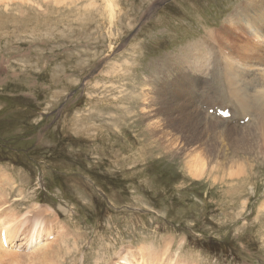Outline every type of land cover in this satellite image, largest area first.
<instances>
[{"label": "rangeland", "instance_id": "rangeland-1", "mask_svg": "<svg viewBox=\"0 0 264 264\" xmlns=\"http://www.w3.org/2000/svg\"><path fill=\"white\" fill-rule=\"evenodd\" d=\"M262 9L264 0H0V190L18 214L44 208L58 222L48 239L36 236L27 255L45 247L56 264L52 250L60 247L62 264H124L132 256L134 264H152L142 252L155 249L173 253L166 264H264V134L240 130L250 152L238 161L252 169L240 181L212 174L218 164L208 132L186 142L206 158L192 165L194 176L184 170L185 142L136 163L129 156L140 147L139 128H125L130 146L109 154L105 126L108 106L132 101L120 91L167 86L172 60L205 34L220 33L217 43L233 54L228 29L254 35L250 22ZM188 66L174 68L171 80ZM189 74H200L201 83V70ZM142 104L135 109L148 124L151 106L146 113ZM207 104L211 117L253 122V113L233 117L222 96ZM228 107L230 119L217 114ZM158 139L147 133L145 148L161 146ZM41 239L47 245L36 244Z\"/></svg>", "mask_w": 264, "mask_h": 264}, {"label": "bare ground", "instance_id": "bare-ground-1", "mask_svg": "<svg viewBox=\"0 0 264 264\" xmlns=\"http://www.w3.org/2000/svg\"><path fill=\"white\" fill-rule=\"evenodd\" d=\"M258 12L259 15L250 22L255 33L254 35H251L243 29H240L239 31L241 33L237 34V32L230 27L231 24H229L230 29H228V35H234L232 42L233 44L236 43L235 51H232L233 54H230V50L225 45L217 43V35L220 33L212 32L205 34L203 39L188 44L185 47V51L179 57L172 60L174 62L173 68L171 67V69L166 71L163 77V81L168 82L167 86L164 88L152 86L144 90V88L139 85L140 93L130 92L128 89L120 91L119 94L126 93L131 95L132 99L130 100L132 101H128V105L123 108L107 107V111L110 113H108V121L105 126L109 141V154L115 150H117V152L118 150H125L130 146V144L123 139L125 128H129L130 126L139 128L135 138L136 141L140 143V147L132 151L129 156V161H135L136 163L147 161V159L152 157L153 154L164 146L165 153H169L174 145H179L181 142L186 143L194 139L199 142L202 140V136L208 132V134L211 135L210 148L208 149L211 153L209 154L212 155V160L217 159L215 161L218 164L217 167L212 168V174L222 173L225 175V173H228L225 176L223 175L224 177L222 180H224L226 176L232 180L240 178V181L246 178L249 173L248 170L252 172L251 166H247L244 163V157L241 156V151L248 150L246 148L247 145L244 144L247 135L243 137L239 132L240 130H246L250 134H253V132L264 134V59L261 57L263 54L262 50H259V46L262 44L261 38L264 37V33H262L264 32V11L262 9ZM221 31L223 34L227 30ZM241 34L245 35L246 40L242 39ZM251 40H253V42H251ZM228 45L229 43H227V46ZM181 63L189 64V66L171 80V71L174 68H178V65ZM193 69L197 71L201 70L203 73L201 83H199L200 74H189ZM213 77H215V85L212 81ZM133 81L134 80L131 82ZM216 82L219 83V85H216ZM214 86L216 87L215 89ZM218 96L224 97L226 104L233 107L232 112H234V115L231 113L233 117H245L247 114L250 115L253 113L254 118L251 120L253 122L244 126H234L231 120H220L217 117H211L212 115L210 114L212 113L207 109L204 111L203 108L207 107V102L211 107L218 104ZM139 101L143 103L142 111L146 113L149 112V105L151 106V108H149L150 112L147 113L148 122L146 123L148 124H145L143 121V115L136 112V103ZM121 102L124 101L122 100ZM115 109L118 110L114 111ZM134 115L140 118L134 121L131 120L130 122V116L133 117ZM111 120H114V122ZM175 129H179L184 134L179 135L177 132L173 133ZM236 130H238V133L235 135L233 131L235 132ZM147 133H149L151 137L157 136L162 140L160 142L161 146H154L151 144V147L145 148ZM225 136L230 137V142L232 143V152L229 154L224 147L227 146L225 145ZM163 140H165L164 143ZM195 143L196 142L186 143L187 160L184 162V170L190 175L199 176L197 172L193 171L192 165L197 164L198 166L199 162L204 161L206 158L203 160L204 153L197 148L193 151L194 153L188 150V147ZM135 151L139 152L138 158L133 157ZM226 154L229 156H226ZM188 157L192 158L188 159ZM220 157H222L223 160L219 162L218 158ZM125 159L126 158L122 159V162ZM240 159H243L244 162H239ZM235 161H237V163ZM148 165L149 164L145 163V166ZM235 166L238 167L236 170H234L236 168ZM214 169H216V173H213ZM201 172L202 171H200L199 174H201ZM209 172L211 173L210 169ZM210 176L212 177L211 174ZM221 176L215 175L218 179H220L219 177ZM228 194L231 196L230 193ZM6 198L7 197L4 196V193L0 190V264H50V259L46 253L45 247L36 248L32 250L29 255H27V252L28 249L33 246V241L36 236L38 238H44V236H46V239L49 238V227L51 225H53L56 232L57 226L54 224L58 222L54 223L57 221L55 215H49L51 214L50 211L49 214H47L48 209L46 212L44 208H38L37 210L35 209V211L29 210L30 212H36L35 215H31V213L27 215L28 212L26 214L23 213V215H21V212V214H18L15 209L16 207L13 206L14 204L7 205L9 201H7ZM16 204L18 203H15V205ZM3 233L5 234L6 241L2 239ZM18 242L20 244L16 246L15 243ZM45 242L44 239H41L39 242L36 241V244H39V246L47 245V242ZM29 245L31 246L29 247ZM49 245L53 246L54 244L50 243ZM142 253L148 263L149 260L152 259V264H166V257L173 256L170 250H164L162 253H158L154 249V252L151 253L148 249ZM61 254L62 249L60 247L53 248L52 258L55 257L56 264H62L60 263L62 260H59L61 259ZM127 258L128 257L122 258L123 260L126 259L125 262H123L124 264H134V256H132V260ZM76 262L77 259H75V263Z\"/></svg>", "mask_w": 264, "mask_h": 264}]
</instances>
